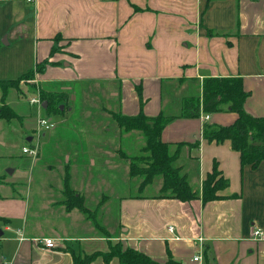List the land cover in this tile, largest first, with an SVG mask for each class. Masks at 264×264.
I'll return each instance as SVG.
<instances>
[{"label": "crops", "instance_id": "0c3cea01", "mask_svg": "<svg viewBox=\"0 0 264 264\" xmlns=\"http://www.w3.org/2000/svg\"><path fill=\"white\" fill-rule=\"evenodd\" d=\"M0 4L10 6L17 21L28 20L31 26L27 50L35 63L26 72L36 63H51L33 80L9 88L4 100L0 90V108H8L7 117L0 118V240L5 233L8 239L0 243V254L9 264H73L75 256L105 252L107 247L98 245L105 241L107 246L110 240L97 236L105 232L101 226L110 227L115 235L118 229L113 243L160 264L169 255L180 264H264V238L253 236L255 229L264 231V162L255 168L241 166L229 141L202 137L204 123L230 125L235 113L175 118L161 132L164 143H197L196 149L184 146L181 151V160L197 169L189 181L194 189L200 190L217 165L228 181L217 192L221 197L217 200L158 199L146 192L130 196L123 194L132 187L127 177L119 178L124 192H117L116 177L109 171L115 174L116 134L109 128L111 122L117 127L113 113L154 117L164 107L178 112L179 99L200 92L205 78H241L248 93L245 112L264 116V0H0ZM82 81L92 83V92L105 97L72 96L70 104V95L64 93ZM36 82L41 90L45 87L57 95L59 104H73L69 115L53 112L56 124L48 130L38 126L43 116L37 124L29 120L28 92L39 88ZM85 91L79 90L83 95ZM73 106L82 107L76 117ZM70 121L80 125H73L67 141L64 128ZM12 132L21 139L31 133L26 136L29 145L10 152L4 141ZM35 144L36 158L23 153V148ZM7 157L18 160L1 164ZM17 161L22 164L17 166ZM125 162L129 163L126 157ZM26 169L30 175L25 195ZM42 171L57 173L44 180ZM65 172L75 193L86 188V199L83 192L80 195L88 213L65 209ZM111 218L116 219L112 225ZM43 238L52 239L53 246L45 248ZM90 264L104 262L97 257Z\"/></svg>", "mask_w": 264, "mask_h": 264}, {"label": "trees", "instance_id": "16d2710c", "mask_svg": "<svg viewBox=\"0 0 264 264\" xmlns=\"http://www.w3.org/2000/svg\"><path fill=\"white\" fill-rule=\"evenodd\" d=\"M59 36V35H57ZM53 47L50 57L55 51ZM48 61L36 63L35 68L16 79L0 80L1 100H4L5 92L9 88H17L21 81L34 79V74L44 72ZM182 83V80H178ZM201 91L197 94L185 95L178 101V112L168 109L160 110L158 115L147 117L142 112L134 116L113 113V119L117 128L124 132L137 131L142 134L144 143L140 151L134 153L128 160V171L132 178H137L139 184L135 196H142L149 186L158 184L155 194H148V197L158 199H177L189 201L201 198L203 203L221 198L217 192L228 186L214 163L212 170L201 183L200 190L194 189L187 179L186 169L181 163L180 154L184 146L197 147V143L187 145L185 143H164L161 140V132L175 118H198L200 114H212L218 112H232L237 115L235 121L226 126L204 123L202 137L209 142L222 143L229 141L231 148L240 155L241 166L249 165L257 167L264 162V116L253 117L245 112L243 104L248 96L244 91L242 80L239 77H208L202 80ZM42 101L46 102L44 109L47 114L56 113L59 102L58 96L53 92H46L40 87L36 91ZM64 95V92H60ZM5 106L0 108V118L7 117ZM12 114V113H10ZM68 175L65 172L63 178V199L67 211L79 209L85 214L86 208L80 193L69 186ZM97 257H100L104 264L116 259L118 264H160L143 253L131 248H123L120 242L111 243L108 241L105 252H94L83 257H73V264H90ZM163 264H180L168 257Z\"/></svg>", "mask_w": 264, "mask_h": 264}, {"label": "rangeland", "instance_id": "374dc122", "mask_svg": "<svg viewBox=\"0 0 264 264\" xmlns=\"http://www.w3.org/2000/svg\"><path fill=\"white\" fill-rule=\"evenodd\" d=\"M4 4H0V78H16L17 76H19L20 74H22V72H26L28 69H32V67L34 66L35 60L33 58V54L31 53V51L27 50V47L29 46V44H31L28 41V36H31V26L28 24V20H26L25 22L20 23L19 21H17L15 19L14 14L12 13L10 6H3ZM22 39V40H20ZM4 42H7V44H5ZM49 63V62H48ZM48 65H51V63H49ZM61 67H63L61 65ZM36 77V74H34V78ZM35 81V80H34ZM31 82V81H30ZM38 87L39 84L38 82L35 83ZM100 86H105V84H99ZM93 88V84L89 83L87 81H82L81 84L72 86V90L71 91H66L64 94H67L70 98V104L73 103V97L74 98H81V97H86V98H90L92 99L93 97H101L104 98L105 96L101 94L100 91H98V96L96 95V92H92ZM85 89L86 91L84 92V95L82 93L79 92V90ZM38 90V88L36 89V91ZM43 90H47L45 87H43ZM36 91H29L28 92V97L31 98H36L37 96H39L37 94ZM63 92V91H62ZM73 96V97H72ZM40 98V96H39ZM41 100V98H40ZM30 102V101H29ZM44 101L41 100V104H40V109L41 111L38 109V107L36 106H30V116H29V120H36V124H37V119L39 118V116H43L42 118H44L45 120H48L49 116L52 118L50 123H52L53 125L56 124V120L57 117L53 115H48L47 112L42 108V103ZM70 104H65L64 101L61 102V104H59L58 109L61 110V112H63L65 115H69V112L67 111ZM31 105V103L29 104ZM88 108H95V106H91V104H89L87 106ZM64 108V111H63ZM82 108L80 106H73V112L75 113V116L78 115V110ZM72 115V113H71ZM74 117H72L74 119ZM68 119V118H67ZM114 120V119H113ZM68 121V120H67ZM73 125H80V123H76L73 121H70L67 123V126L64 128V131H68L65 133V136L67 137V141H69V134L70 132L74 131L73 130ZM42 128V127H40ZM109 128L111 130V133H115L116 134V156H115V162L114 165L116 166L114 169L115 174L113 173L112 170L111 171V175L112 177L115 176L116 180V187L115 190L117 192H124L123 189V185L121 183L122 178H126V181H128L129 184L132 185V187L127 188L125 190V192L123 194H127L129 193L130 196H135L136 195V190L137 186L139 184V181L137 178H132L129 175V171H128V163L125 162V157H130L131 155H133L134 153H137L138 151H140L141 147L143 146L144 143V139L141 133L137 132V131H132V132H124L123 130L119 129V128H115L114 125L111 123H109ZM17 129L19 131V127L17 126ZM36 132V131H35ZM42 132V131H41ZM40 132V133H41ZM31 133H28L27 135L30 136ZM27 135H23L22 138L18 137V134L15 132H12L10 134L6 135L5 138V143H8L9 146H7V148H9L10 152H14L17 150L21 149V146L24 145H29L26 142V136ZM8 138V139H7ZM20 144L19 147H16L17 144ZM6 148V147H5ZM6 148V149H7ZM5 153V151H4ZM182 153L180 154V158L182 157ZM111 157V155H110ZM18 160V158H9L7 157L6 159H3L1 161V164H5L6 162L11 163L13 161ZM105 161V160H104ZM181 163L183 164V167L186 169V174H187V179L190 182H193V179L196 177L194 171H197L196 167L194 166H188L189 162H185L183 159L180 160ZM39 161H37L36 163H38ZM46 163V162H45ZM22 163L20 161H17V166H20ZM10 171L11 169H13L12 166H9L8 168ZM104 172V175L107 176V169L102 170ZM55 173H57V171H54ZM54 172H51L50 174L45 173L44 171H42L41 176L43 178H45L44 180H49L51 179V177H54ZM94 172H98L97 170H95ZM3 175H5L6 177H8V173H5V171H2ZM82 173V172H80ZM29 172L26 169L24 175H23V183H24V192L25 195L27 193V189H28V185H29ZM129 175V176H128ZM38 176V174H37ZM36 176V177H37ZM103 177V176H102ZM120 178V179H119ZM158 188V184L155 183L154 186H149L148 189H146V193L148 194H155L156 190ZM41 190H43V188H40ZM79 190V189H77ZM86 190V188H85ZM85 190H79V193L82 194V196L85 198ZM81 191V192H80ZM145 192H143L142 194H144ZM87 206L88 203L86 202ZM116 222V219L111 218L110 222L108 224L111 223L114 224ZM1 225V224H0ZM101 226V225H99ZM103 228V230L105 232H97V236H99V238H103V239H109L111 243H113L114 236L119 234L118 229H115V234L111 233V229L110 227H105V226H101ZM11 232H9L10 234ZM7 233L4 234V237L1 238L0 243L2 244L5 240L8 241V239L6 238ZM101 242V239L98 241ZM5 243V242H4ZM105 241L101 242L98 246L106 248L107 246H104ZM108 244V242H106V245ZM0 257L3 258V262H1V258H0V264H9L8 262V258L6 255L4 254H0ZM116 261V260H114ZM115 264H117V262H114Z\"/></svg>", "mask_w": 264, "mask_h": 264}, {"label": "built area", "instance_id": "2783aa9c", "mask_svg": "<svg viewBox=\"0 0 264 264\" xmlns=\"http://www.w3.org/2000/svg\"><path fill=\"white\" fill-rule=\"evenodd\" d=\"M39 95V93H37ZM40 96V95H39ZM39 96H37L36 98H31L29 101L31 103V105H34L38 108H40V104H41V100L39 98ZM205 119H207V115L204 116ZM38 126L44 128L45 130L51 129L53 127V124L48 122L47 120H45L44 118H39L38 119ZM23 153L24 154H28L33 158L37 157V152H38V147L35 144L32 148H23ZM171 229V228H170ZM253 236L256 238H264V231L259 230V229H255L253 231ZM40 242L43 244V246L45 248H51L53 246V240L50 238H43L40 240ZM196 260V258H195Z\"/></svg>", "mask_w": 264, "mask_h": 264}, {"label": "water", "instance_id": "95a60500", "mask_svg": "<svg viewBox=\"0 0 264 264\" xmlns=\"http://www.w3.org/2000/svg\"><path fill=\"white\" fill-rule=\"evenodd\" d=\"M4 43H7V42H4ZM41 106H42L43 109H45L46 108V102H43ZM8 172H10V171H8Z\"/></svg>", "mask_w": 264, "mask_h": 264}]
</instances>
